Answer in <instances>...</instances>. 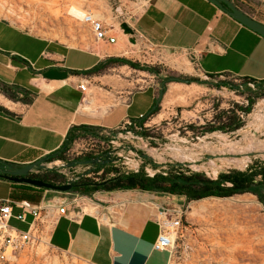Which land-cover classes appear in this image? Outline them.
I'll return each mask as SVG.
<instances>
[{"label":"crops","instance_id":"0c3cea01","mask_svg":"<svg viewBox=\"0 0 264 264\" xmlns=\"http://www.w3.org/2000/svg\"><path fill=\"white\" fill-rule=\"evenodd\" d=\"M120 2L118 13L110 0H86L83 8L106 10L102 18L111 27L116 26L119 12L130 7L125 0ZM110 18L111 23L107 21ZM134 22L139 42L133 43L129 35L112 28L111 33L117 34L114 43L91 37L87 45H69L0 15V80L33 98L28 103L0 92V106L6 109L0 111L2 162L19 166L34 162L59 152L70 133L73 137L82 131L72 130L74 126L115 128L127 119L139 121L141 115L157 104L164 107L177 94L173 90L161 96L162 88L156 83L135 90L137 69L108 63L112 57L135 61L140 51L182 52L189 60H198L200 69L195 70L200 75L203 71L219 79L234 74L264 80V37L210 0H146ZM83 82L87 83L85 89L79 87ZM162 109L150 115L149 128H165L162 122L169 118L162 116ZM167 113L178 115L175 107ZM171 124L167 122L168 128ZM0 185L25 194L20 198L0 195L3 199L38 203L57 193L4 178H0ZM93 195L103 202L113 196L128 198L131 202L122 222L100 224L90 214L74 220L70 205L52 228V248L92 264H170L171 252L154 248L159 234L156 216L162 207H182L185 197L140 190H101ZM17 222L11 218L12 225L17 226ZM24 226L21 229L26 230L27 224Z\"/></svg>","mask_w":264,"mask_h":264},{"label":"rangeland","instance_id":"374dc122","mask_svg":"<svg viewBox=\"0 0 264 264\" xmlns=\"http://www.w3.org/2000/svg\"><path fill=\"white\" fill-rule=\"evenodd\" d=\"M86 0H0V15L11 18L21 27L33 33L49 38L61 40L69 45H87L92 32L80 17L71 13L70 9L76 7L81 11L93 12L98 17H103L106 10H86L83 8ZM130 4L129 8L119 12H130L137 17L143 10L146 0H125ZM114 13H118L120 0H110ZM242 10L252 17L264 22V0H245L238 2ZM109 23L113 22L110 19ZM139 42V41H137ZM148 50V49H147ZM141 68H149L151 71L137 69L138 83L135 90H141L156 83L159 88H165V92L171 94L177 92L171 102L164 107L158 104L159 112L162 108L164 115L169 118L163 121L160 130L151 131L149 134L159 137V142L164 150L165 159L170 160L173 155L168 146L173 144L174 136L170 134L177 131L178 137L184 142L182 155L192 156V159L182 160V169L191 172H204L208 168L222 172L230 170H244L255 162L264 161V156L250 153L251 161L244 168L218 167L222 159L234 157L230 155H215L204 150V144L214 140V133L220 132L230 138H236L242 128H249L250 114L256 108L259 101L264 99L262 84L255 91L247 90L246 93H233L207 82L196 72L192 60L182 52H164L160 50L140 51L136 60ZM182 65V68L179 66ZM184 65V66H183ZM186 68V69H185ZM152 75H155L154 78ZM171 77L189 79L190 82L171 80ZM245 84V80H240ZM235 84V82H234ZM237 84V83H236ZM161 93V92H160ZM246 100L253 101L251 112L246 114L239 106H247ZM175 107L177 116H169L167 112ZM238 116L244 124L235 131L224 132L216 129L209 131L212 126H220L223 122H229L228 117ZM167 122L172 123L168 128ZM228 124V123H227ZM170 144V145H169ZM155 145V144H154ZM166 147V148H165ZM176 156V155H175ZM240 155L237 158H242ZM179 158V159H180ZM56 159L50 161L52 172L62 170ZM173 163H179L172 159ZM196 161V163H195ZM172 162H168L170 165ZM217 164L214 165L212 163ZM88 165H79L77 170L83 172ZM44 171L36 174H41ZM47 172V171H46ZM60 180V179H59ZM252 194V193H249ZM0 195H11L20 198L25 194L22 190H11L0 185ZM232 196V197H236ZM226 198H206L191 201L183 205L184 211L182 227L176 247L171 252L170 264H264V245L256 239V234L264 232V205L255 194L252 198L254 203L243 204L229 202ZM197 205L198 210L191 213L192 206ZM192 215V216H191ZM26 223L18 221L17 227H25ZM0 264H92L67 252L52 248L45 242L33 243L12 254L9 261Z\"/></svg>","mask_w":264,"mask_h":264},{"label":"built area","instance_id":"2783aa9c","mask_svg":"<svg viewBox=\"0 0 264 264\" xmlns=\"http://www.w3.org/2000/svg\"><path fill=\"white\" fill-rule=\"evenodd\" d=\"M233 1L245 2V0ZM135 18L132 13L125 12L119 15L116 26L109 27L102 17L96 16L93 12L85 11L80 20L89 27L95 41L114 43L117 34H112L110 30L113 28L124 33L121 28L123 22L135 29ZM192 63L196 69H200L196 58L193 59ZM201 72V76L207 82L233 93H246L247 90L255 91L260 84L264 88V80L241 78L234 74L219 79L203 71ZM240 80H245V84L240 83ZM221 81L224 84L219 86L218 83ZM86 84V82H83L79 84V87L85 89ZM246 103L248 105L249 101L246 100ZM149 117L145 114L140 116L139 121L127 119L115 128L101 127L90 131H78L63 151V158L57 161L62 167V170L58 173L61 174L60 180L63 182L59 183L64 184L71 180L77 183L82 178L102 182L118 174L141 171H144L148 176H154L157 173L167 175L170 172L186 171L182 169L180 157L172 155L169 157L170 160L165 159L164 150L160 148L162 147L159 142L160 138L149 134L154 131L146 125ZM144 118L147 119L142 122ZM177 131L172 132L170 135L175 137L172 145L180 146L179 144L184 140H182V137H178ZM151 148L162 153L163 159L153 157L149 153ZM145 155L148 156L145 157ZM94 157L101 160L109 158L111 162L104 166L88 165L83 172H79L76 168L82 164L68 166L71 162ZM172 159L179 163H173ZM168 162H172V164L170 165ZM3 163L0 160V165ZM46 163L51 164L49 161H46ZM108 168L110 171H108ZM41 171L44 170L33 173L36 174ZM45 171L49 170L46 169ZM218 173L212 168L205 170V174L211 179H216ZM56 192L53 196H44L38 203L28 199L0 198V263L9 261L14 252L29 244L45 242L51 246L49 238L52 228L58 216L65 215L67 207L70 205L74 207V215L71 217L74 220L81 218L84 214H90L100 224H117L122 222L124 213L131 202L125 197L113 196L107 202H103L101 199L95 198L94 195H86L76 191ZM17 209L18 211H16ZM28 215H31L32 219L29 220ZM183 216L184 211L180 207H162L159 210L156 216L159 234L154 243L155 249L169 250L170 252L174 250L182 227ZM12 217L25 222L27 229L23 230L12 225Z\"/></svg>","mask_w":264,"mask_h":264},{"label":"trees","instance_id":"16d2710c","mask_svg":"<svg viewBox=\"0 0 264 264\" xmlns=\"http://www.w3.org/2000/svg\"><path fill=\"white\" fill-rule=\"evenodd\" d=\"M239 6L237 1H234ZM108 63L127 64L135 69H143L151 71L149 68H141L137 62L128 60L124 57H112ZM171 80H179L178 78H170ZM224 82L218 83L219 86ZM0 92L6 94L13 100H21L25 102H32L33 98L27 91H24L17 86H12L0 80ZM163 94L165 88H162ZM23 94V97L20 96ZM160 101V98L158 99ZM253 101L250 100L247 106H239L238 108L246 114L251 112ZM158 104L147 115L150 116L158 111ZM6 111L5 108L0 106V111ZM147 118L142 119L144 122ZM229 122H223L220 126H212L209 131L216 129L223 130L224 132L235 131L241 128L244 124L242 118L234 116L228 117ZM98 126L80 125L74 126L72 130L90 131ZM72 139L71 133L68 135L66 145L57 153L50 154L46 157V161H53L63 158V151ZM12 165L13 163H7ZM17 165L18 164H13ZM7 165L1 164L0 169L6 168ZM108 171L110 169L108 168ZM34 177L43 179L47 182L60 184L63 182L61 174L52 171H45L41 174H34ZM79 185L72 188L70 191H76L86 195H93L96 191H119V190H140L150 192H160L164 194L183 196L187 202L201 200L205 198H226L238 194L252 193L255 194L259 201L264 205V161H258L244 170H230L222 172L216 179L209 178L204 172H191L189 170L170 172L167 175L157 173L154 176H148L144 171L130 174H118L109 179L96 182L88 178H82L77 182ZM43 188V187H40ZM46 189V188H43Z\"/></svg>","mask_w":264,"mask_h":264},{"label":"bare ground","instance_id":"6f19581e","mask_svg":"<svg viewBox=\"0 0 264 264\" xmlns=\"http://www.w3.org/2000/svg\"><path fill=\"white\" fill-rule=\"evenodd\" d=\"M70 11L77 17H82L84 13V11L77 9L76 7H72ZM179 67L182 68V65ZM250 120L252 121L248 124L249 128H242L240 130L241 134L238 137L230 138L226 134L216 132L214 133V140L210 143L206 142L204 144V150L215 155H234V157L222 159L218 167L223 168L224 166H227L239 167L244 169L251 161V157L248 156V154L257 153L264 156V99L259 101L256 108L250 114ZM168 147L172 151L174 156L176 155L180 156L181 158L183 157L184 159H192V156L182 155V147L177 145H170ZM149 153L155 158L163 159L162 153L158 152V150L151 148L149 149ZM240 155L244 157L237 158V156ZM212 164L217 166V164L215 163ZM228 199L231 203L240 202L243 204H252L256 202V200L252 198V194L249 193L238 194L236 197H230ZM198 208L200 210V208L202 207L193 205L190 212L193 214L198 210ZM255 239L260 244L264 245V232L256 234Z\"/></svg>","mask_w":264,"mask_h":264},{"label":"water","instance_id":"95a60500","mask_svg":"<svg viewBox=\"0 0 264 264\" xmlns=\"http://www.w3.org/2000/svg\"><path fill=\"white\" fill-rule=\"evenodd\" d=\"M217 4L221 9L228 12L232 17L243 23L245 26L249 27L250 29L258 32L264 37V22L257 20L256 18L249 15L247 12L242 10L238 7L233 0H210ZM121 28L123 29L124 33L130 36V40L133 43L137 42V38L135 36V29L129 26L126 22L121 23ZM175 78V77H172ZM184 82H190L189 79L178 78ZM163 92H161V96ZM159 102V101H158ZM148 155H145L147 157ZM46 157L43 156L34 162L25 164L23 166H15V165H8L4 162V165H7L6 168L0 169V178L8 179L15 182H24L28 184H32L38 187H43L50 190L66 192L70 191L72 188L78 186V183L73 182L72 180L64 183V184H55L51 182H47L43 179L31 177L29 176L31 173L40 170L52 169V166H49L46 163ZM111 162V159L105 158L100 159L98 157L88 158L83 160H77L71 162L68 166H74L75 164H86V165H101L104 166L107 163Z\"/></svg>","mask_w":264,"mask_h":264},{"label":"flooded vegetation","instance_id":"af4514ba","mask_svg":"<svg viewBox=\"0 0 264 264\" xmlns=\"http://www.w3.org/2000/svg\"><path fill=\"white\" fill-rule=\"evenodd\" d=\"M29 176L34 177V173H31Z\"/></svg>","mask_w":264,"mask_h":264}]
</instances>
